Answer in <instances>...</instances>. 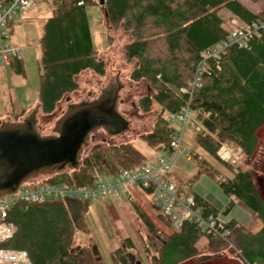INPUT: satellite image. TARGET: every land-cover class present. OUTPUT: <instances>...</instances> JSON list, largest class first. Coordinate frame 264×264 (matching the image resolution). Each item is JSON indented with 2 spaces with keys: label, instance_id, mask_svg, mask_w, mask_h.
Segmentation results:
<instances>
[{
  "label": "trees",
  "instance_id": "trees-1",
  "mask_svg": "<svg viewBox=\"0 0 264 264\" xmlns=\"http://www.w3.org/2000/svg\"><path fill=\"white\" fill-rule=\"evenodd\" d=\"M51 16L42 26L40 37L41 71L38 75V107L50 115L56 104L77 88L74 76L82 70L103 74V63L96 60L85 17V7L78 0H45ZM108 31L121 27L130 35L122 46L126 61H135L129 78L143 81L152 95L142 97L139 107L148 112L158 108L151 131L140 138L149 147L171 152L168 147L170 128L164 116L175 113L188 101L197 127L193 132L195 144L208 156L231 172L230 177L218 179V188L232 196L255 214L261 226L254 233L244 232L232 219L225 221L229 240L247 264H264V200L258 195L251 172L220 160L217 152L223 144L239 149L249 158L258 144L257 134L264 126V33L250 38L244 47L229 45L217 60H206L208 74L203 73L190 97L179 92L187 85L200 61V54L221 44L227 37L219 16L227 11L241 26L256 20L264 23V11L252 13L236 0H103L99 6ZM19 73L18 61H11ZM198 129V130H197ZM192 160L201 166L193 154ZM143 156L127 144L91 147L80 158L75 169L47 174L40 183L79 186L90 184L100 174L111 175L118 170H133L144 164ZM201 163V164H200ZM204 167L209 177L218 176ZM179 195H191L203 213L217 214L200 196L185 192L178 186ZM233 207L230 201L222 214ZM87 202L66 199L45 200L42 203L17 202L7 211L5 222L13 228L12 236L0 243V248L23 252L30 264H97L91 245L71 252V240L76 230H82ZM133 212L156 243L151 264H180L198 254L196 243L201 237L192 223L172 230L169 221L158 218L170 230L168 234L155 228L136 206ZM208 250H221L223 243L205 238ZM125 240L124 248H131ZM125 249H117L115 264H141ZM202 260V259H200Z\"/></svg>",
  "mask_w": 264,
  "mask_h": 264
},
{
  "label": "rangeland",
  "instance_id": "rangeland-1",
  "mask_svg": "<svg viewBox=\"0 0 264 264\" xmlns=\"http://www.w3.org/2000/svg\"><path fill=\"white\" fill-rule=\"evenodd\" d=\"M252 13L264 11V0H236ZM223 20V29L229 32L236 22L230 14L223 10L218 12ZM51 16V10L45 0L39 2L35 7L25 11L17 12L16 18H12L7 27V41L16 49L20 50L21 57L18 59L19 73L15 72L13 63L11 65L0 64V124L22 121L28 114L33 113L35 129L41 136L53 135L54 122L61 116L69 104H77L82 101L95 99L105 84L113 79L121 85L117 94L115 109L117 113L128 122V129L121 134L109 136L101 129L93 131L81 148L78 160L95 145H119L127 144L137 150L145 159L144 164L156 165L159 158L169 162L168 179L177 187H182L185 192L200 196L209 206L214 208L221 220L229 219L251 234L256 233L261 224L254 213L248 210L240 201L232 196H225L218 188V179L231 176V172L225 166L219 164L199 148L193 139L197 123L192 118L182 136L179 148L175 154L169 156L163 151L149 147L140 138L151 131L158 108L152 105L151 109L144 113L139 107L142 97L151 96L152 92L147 89L143 81L134 82L129 74L134 67L133 61H126L123 56L122 46L130 41V35L121 27L108 31L104 25L103 12L98 2L85 7L92 47L96 52V60L103 63V74L96 75L90 70H82L74 76L77 88L65 95L55 106L50 115H43L38 107V75L41 71L40 37L42 26ZM235 21V22H233ZM197 129V130H198ZM258 144L253 155L249 158L237 157L235 149L229 156V161L237 158L233 164H229L235 171L237 168L251 172V179L255 185L258 195L264 200V187L259 183L264 181V126L257 134ZM224 145V144H223ZM223 152L220 149L217 152ZM195 154L199 161L206 164L199 165L192 160ZM221 156L223 154L221 153ZM211 168L218 176L209 177L204 167ZM46 175H38L26 181V186L32 188L34 183H39ZM49 200V198H44ZM233 202V207L227 215L222 212L228 202ZM136 206L151 221L153 226L164 234L170 230L158 218L155 212L146 202L135 200L132 203H120L111 201H92L84 216L82 230H76L71 240V248L90 247L96 248L97 264H115L114 252L123 250L125 240L131 243V248L125 249V254L135 257L141 264H151L154 256L156 243L146 231L141 221L133 212ZM198 254L191 260L180 264H238L228 259V256L220 255L219 251L207 249L205 239L200 237L196 243ZM202 259V260H200Z\"/></svg>",
  "mask_w": 264,
  "mask_h": 264
},
{
  "label": "built area",
  "instance_id": "built-area-1",
  "mask_svg": "<svg viewBox=\"0 0 264 264\" xmlns=\"http://www.w3.org/2000/svg\"><path fill=\"white\" fill-rule=\"evenodd\" d=\"M41 1L0 0V64L9 65L11 61H18L21 57L20 50L12 47L7 41L10 20L16 18L17 12H25ZM96 1L78 0L77 5ZM260 32L264 33V23L260 20L247 26H235L221 44L200 54L201 59L194 69L192 79L187 82L186 87L180 88L179 92L190 97L191 91L198 86L200 76L203 73L208 74L206 60L213 61L217 68L219 54L224 48L229 45L244 47L250 38L258 37ZM164 118L170 128L168 147L171 152L168 155L171 156L179 148L185 129L192 123L188 101L177 112L167 114ZM221 150L223 151L219 153L221 160L229 161V156L233 152L225 144L220 147ZM235 150L237 151L235 155L240 157V150ZM236 159L228 163L233 164ZM168 166L169 162L161 157L156 165L141 164L133 170H118L111 175L100 174L90 184L79 186L39 182L29 188L26 186L27 182H24L13 194L0 197V243L12 236L13 228L5 219L8 209L17 202L42 203L45 201L44 198H49L60 201L72 199L87 203L97 200L120 203L123 200L128 204L139 200L146 202L155 214L166 218L172 230H178L184 223H192L204 239L210 238L223 243L220 255L228 256V259L238 264H247L240 251L229 240V230L225 221L221 220L218 214L203 213L191 195H179L178 187L167 177ZM0 264L30 263L23 252L0 248Z\"/></svg>",
  "mask_w": 264,
  "mask_h": 264
},
{
  "label": "water",
  "instance_id": "water-1",
  "mask_svg": "<svg viewBox=\"0 0 264 264\" xmlns=\"http://www.w3.org/2000/svg\"><path fill=\"white\" fill-rule=\"evenodd\" d=\"M97 2L103 6V0ZM120 89L113 79L95 99L67 105L54 122L53 135L37 133L36 110L22 121L0 124V197L13 194L35 176L75 169L79 152L93 131L101 129L109 136L126 131L128 122L115 109ZM92 249L96 256L95 246ZM129 258L133 262L134 258Z\"/></svg>",
  "mask_w": 264,
  "mask_h": 264
},
{
  "label": "flooded vegetation",
  "instance_id": "flooded-vegetation-1",
  "mask_svg": "<svg viewBox=\"0 0 264 264\" xmlns=\"http://www.w3.org/2000/svg\"><path fill=\"white\" fill-rule=\"evenodd\" d=\"M259 185L264 187V181H261Z\"/></svg>",
  "mask_w": 264,
  "mask_h": 264
},
{
  "label": "crops",
  "instance_id": "crops-1",
  "mask_svg": "<svg viewBox=\"0 0 264 264\" xmlns=\"http://www.w3.org/2000/svg\"><path fill=\"white\" fill-rule=\"evenodd\" d=\"M231 16V15H230ZM236 21V20H235ZM235 21H233V22H235ZM237 22V21H236ZM235 25H238L239 26V24L238 23H236ZM222 27H223V25H222Z\"/></svg>",
  "mask_w": 264,
  "mask_h": 264
}]
</instances>
